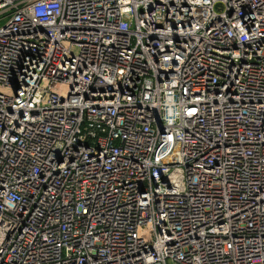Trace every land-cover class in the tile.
I'll use <instances>...</instances> for the list:
<instances>
[{"label":"built area","instance_id":"1","mask_svg":"<svg viewBox=\"0 0 264 264\" xmlns=\"http://www.w3.org/2000/svg\"><path fill=\"white\" fill-rule=\"evenodd\" d=\"M0 264H264V0H0Z\"/></svg>","mask_w":264,"mask_h":264}]
</instances>
